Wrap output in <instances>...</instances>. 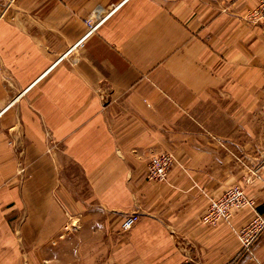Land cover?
Segmentation results:
<instances>
[{
	"label": "crops",
	"instance_id": "obj_1",
	"mask_svg": "<svg viewBox=\"0 0 264 264\" xmlns=\"http://www.w3.org/2000/svg\"><path fill=\"white\" fill-rule=\"evenodd\" d=\"M258 1L0 0V264H264L233 231L264 217ZM234 185L255 208L204 225Z\"/></svg>",
	"mask_w": 264,
	"mask_h": 264
},
{
	"label": "built area",
	"instance_id": "obj_2",
	"mask_svg": "<svg viewBox=\"0 0 264 264\" xmlns=\"http://www.w3.org/2000/svg\"><path fill=\"white\" fill-rule=\"evenodd\" d=\"M114 11L104 16L93 14L85 18L84 23L87 31L84 38L76 46L81 45L84 40L94 34L112 16ZM253 18L264 22V0H260L258 7L252 13L251 19ZM175 163L176 159L171 153H163L153 157L148 166L147 179L150 182H166ZM245 208H255V202L247 196L240 186L234 185L221 197L210 200L208 210L202 217L201 222L212 227L221 223L232 226L234 213ZM71 219L72 221L66 225L61 238L71 236L77 230L76 222L73 218ZM137 221V216L128 217L122 224L123 230H131ZM233 231L243 247V251L251 253L254 245L264 233V217L257 214L247 225L240 229L233 228Z\"/></svg>",
	"mask_w": 264,
	"mask_h": 264
},
{
	"label": "rangeland",
	"instance_id": "obj_3",
	"mask_svg": "<svg viewBox=\"0 0 264 264\" xmlns=\"http://www.w3.org/2000/svg\"><path fill=\"white\" fill-rule=\"evenodd\" d=\"M259 3H260V0L258 1V4H257V6H256V8L258 7V5H259ZM255 8V9H256ZM254 9V10H255ZM254 10L252 11V12H250L249 13V15H248V19H249V21L251 22V23H253V24H255V25H258V26H262V27H264V22H263V20H257V19H255V18H253V19H251V15H252V13L254 12ZM107 22V21H106ZM105 24V23H104ZM103 26V25H102ZM101 28V27H100ZM99 30V29H98ZM155 157V156H154ZM148 180V179H147ZM149 181V180H148ZM157 183H159V182H157ZM132 216H136V215H132ZM130 217V216H129ZM138 217V216H137ZM72 217H69L68 218V220H67V222L65 223V225H64V227H63V232H64V230H65V227H66V225L70 222V221H72V219H71ZM128 218V217H127ZM126 218V219H127ZM75 222H76V225H77V229L79 228L78 226H79V224H80V222L79 221H77V220H74ZM135 226V225H134ZM207 226V225H206ZM123 229V228H122ZM132 230V229H131ZM77 231V230H76ZM76 231L73 233V236H74V234L76 233ZM130 231V230H129ZM125 232H128V231H125ZM64 239H68V238H64ZM70 239V238H69Z\"/></svg>",
	"mask_w": 264,
	"mask_h": 264
}]
</instances>
